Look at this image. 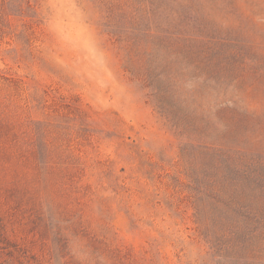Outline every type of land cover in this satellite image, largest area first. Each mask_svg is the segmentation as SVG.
Wrapping results in <instances>:
<instances>
[{"label":"rangeland","instance_id":"obj_1","mask_svg":"<svg viewBox=\"0 0 264 264\" xmlns=\"http://www.w3.org/2000/svg\"><path fill=\"white\" fill-rule=\"evenodd\" d=\"M149 73L197 122L248 114L251 144L226 146L264 148V0H0V246L24 264H228L200 215L218 143L172 126Z\"/></svg>","mask_w":264,"mask_h":264},{"label":"trees","instance_id":"obj_2","mask_svg":"<svg viewBox=\"0 0 264 264\" xmlns=\"http://www.w3.org/2000/svg\"><path fill=\"white\" fill-rule=\"evenodd\" d=\"M163 78L161 73H149L147 81L158 94V106L167 114L166 119L173 127L180 128L182 124L188 125L185 121L191 118L200 134L214 138L219 146L203 152L209 166L203 167L199 181L200 195L210 199L212 206L210 217L200 214L213 228L207 232L211 249L228 264H264V148L257 150L253 144L251 150L244 151L242 147L239 150L234 145L226 146L227 143L251 144L250 137L259 131L258 127L250 124L248 114L240 112H230L232 118L228 116L215 123L202 115L197 122V117L182 113L162 86ZM26 261L23 248L1 242L0 264Z\"/></svg>","mask_w":264,"mask_h":264}]
</instances>
